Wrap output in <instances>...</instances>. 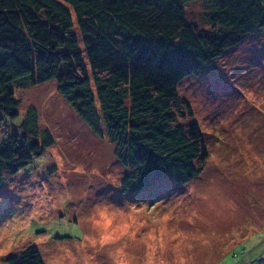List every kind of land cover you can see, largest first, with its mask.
I'll return each mask as SVG.
<instances>
[{"label":"rangeland","instance_id":"rangeland-1","mask_svg":"<svg viewBox=\"0 0 264 264\" xmlns=\"http://www.w3.org/2000/svg\"><path fill=\"white\" fill-rule=\"evenodd\" d=\"M187 18L210 30L202 0ZM209 157L177 189L162 181L123 194L127 170L103 127L96 136L55 81L17 89L21 116L55 143L0 191V264L39 249L45 264H264V34L247 37L216 70L177 87ZM14 125L0 130V144ZM197 166L201 163L197 162Z\"/></svg>","mask_w":264,"mask_h":264},{"label":"trees","instance_id":"trees-1","mask_svg":"<svg viewBox=\"0 0 264 264\" xmlns=\"http://www.w3.org/2000/svg\"><path fill=\"white\" fill-rule=\"evenodd\" d=\"M198 0H0V191L54 146L38 132L34 108L19 112L17 89L55 81L57 91L96 135L103 127L130 172L121 192L162 181L181 189L203 173L204 135L177 87L216 70L247 38L264 34V0H202L204 30L186 8ZM197 162L201 163L197 166ZM8 264H45L32 246Z\"/></svg>","mask_w":264,"mask_h":264}]
</instances>
